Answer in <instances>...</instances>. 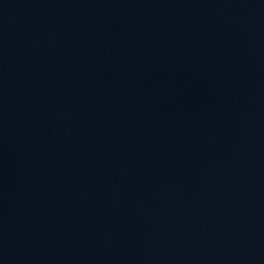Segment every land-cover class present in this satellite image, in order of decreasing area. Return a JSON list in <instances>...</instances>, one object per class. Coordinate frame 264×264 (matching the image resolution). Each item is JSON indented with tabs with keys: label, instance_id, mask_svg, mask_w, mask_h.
<instances>
[{
	"label": "water",
	"instance_id": "95a60500",
	"mask_svg": "<svg viewBox=\"0 0 264 264\" xmlns=\"http://www.w3.org/2000/svg\"><path fill=\"white\" fill-rule=\"evenodd\" d=\"M0 264H264V0H0Z\"/></svg>",
	"mask_w": 264,
	"mask_h": 264
}]
</instances>
